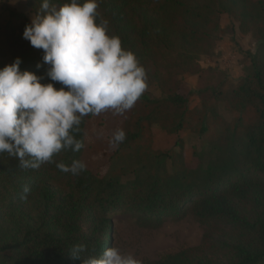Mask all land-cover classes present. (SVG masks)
Segmentation results:
<instances>
[{
    "label": "trees",
    "instance_id": "trees-1",
    "mask_svg": "<svg viewBox=\"0 0 264 264\" xmlns=\"http://www.w3.org/2000/svg\"><path fill=\"white\" fill-rule=\"evenodd\" d=\"M25 1L35 14L41 0ZM63 2L56 0L57 5ZM98 12L122 47L137 55L149 87L154 85L160 93L153 97L147 89L125 113L120 128L126 139L108 161L114 167L129 158L144 163L163 156L170 159L171 172L136 173L122 181L113 170L100 176L88 166L79 175L65 173L55 163L22 170L17 158L0 154V264H84L90 256L99 258L109 244L112 216L122 210L147 228L191 215L205 228L204 243L229 227L232 238L217 244L228 264H264V0H101ZM220 15L258 42L243 65L242 78L229 90L221 71L199 63L212 51ZM20 18L28 24L21 13L11 15L13 22ZM40 50L32 60L21 59V71L44 75L47 65L36 68ZM182 74L197 76L196 90L182 92ZM41 83L62 87L46 76ZM194 93L200 109L189 106ZM221 101L236 117L228 125L231 136L215 144L206 118L219 123ZM92 117H84L76 134L84 147L78 152L62 150L55 161H83L86 122ZM190 121L209 134L193 164L185 161L181 140L178 151L153 152V125L176 134L191 128ZM206 153L213 157L204 163ZM24 185L31 191L21 201ZM75 245L86 248L81 259L70 254ZM201 249L169 252L145 264H220L202 257Z\"/></svg>",
    "mask_w": 264,
    "mask_h": 264
},
{
    "label": "clouds",
    "instance_id": "clouds-1",
    "mask_svg": "<svg viewBox=\"0 0 264 264\" xmlns=\"http://www.w3.org/2000/svg\"><path fill=\"white\" fill-rule=\"evenodd\" d=\"M101 0H41L26 24L22 36L31 46L43 50L48 67L44 75L20 70L16 57L0 68V154L19 160L22 170H36L44 163H55L65 173L79 175L87 165L74 159L70 165L53 157L63 151H80L84 117L111 112L123 115L147 91L148 73L137 55L122 47L118 35L111 34L109 21L98 12ZM42 67L41 63L36 68ZM45 76L53 83H41ZM126 139L123 128L109 137L117 149ZM31 189L24 185L20 200ZM84 245L70 251L80 258ZM84 264H142L131 253L118 247L104 250L101 257L90 256Z\"/></svg>",
    "mask_w": 264,
    "mask_h": 264
},
{
    "label": "rangeland",
    "instance_id": "rangeland-1",
    "mask_svg": "<svg viewBox=\"0 0 264 264\" xmlns=\"http://www.w3.org/2000/svg\"><path fill=\"white\" fill-rule=\"evenodd\" d=\"M13 13H21L25 20L30 23L34 13L27 6L25 0H0V65L12 63L16 57L24 61L32 60L34 53L38 49L31 46L27 39H24L22 32L24 29L23 19L15 22L11 20ZM220 32L215 40V44L208 56L199 59L203 68L211 67L221 71L225 77V88L231 89L242 78L243 65L249 61L258 45V42L250 35H243L237 29V24L226 15H220ZM37 61L43 63V52ZM185 83L183 93L189 90H196L197 76L182 74ZM148 93L153 97H160L157 88L152 85L148 88ZM197 94H193L189 100L190 108L200 109ZM217 112L220 116L218 124H214L211 117L207 115L206 125L209 130L215 133V144H221L230 136V127L236 117L221 101L217 105ZM125 114L113 115L111 112L93 116L87 120L85 135V151L83 161L86 165L102 176L106 172L113 170V174L118 173L120 180L126 181L134 177L136 173L144 174L151 171L171 172L170 159L153 156L149 161H138L129 158L123 163L110 165L108 158L113 150L109 146V137L112 132L121 127V122ZM191 128L180 130L176 134H168L158 125L152 126L151 149L155 153L166 154L178 151V140L184 144L185 161L192 163L196 161L195 152L206 148L208 135L200 132V125L190 121ZM205 125V124H204ZM204 163L213 157L205 154ZM205 228L201 226L193 216L188 215L185 219L175 221H165L158 228H147L139 225L136 218L128 211L122 210L112 216V228L108 247H118L123 254L131 253L135 258L145 264L148 260H157L164 254L178 251L190 247H201V256L211 259L220 264H228L227 257L217 248L223 240L232 238V229L227 227L224 234H213L210 241L204 243ZM107 247V248H108Z\"/></svg>",
    "mask_w": 264,
    "mask_h": 264
}]
</instances>
